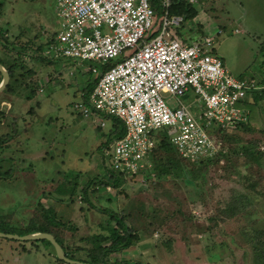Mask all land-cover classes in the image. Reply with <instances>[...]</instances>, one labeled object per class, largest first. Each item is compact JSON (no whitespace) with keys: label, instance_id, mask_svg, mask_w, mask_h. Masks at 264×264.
Returning a JSON list of instances; mask_svg holds the SVG:
<instances>
[{"label":"rangeland","instance_id":"obj_1","mask_svg":"<svg viewBox=\"0 0 264 264\" xmlns=\"http://www.w3.org/2000/svg\"><path fill=\"white\" fill-rule=\"evenodd\" d=\"M262 1L196 0L198 14L182 21L180 35L211 36L231 74L263 80ZM0 2L6 36L31 44L23 57L26 68L19 70L25 75L13 92H0V135H12L0 150L2 166L11 170L0 179V216L15 234L24 235L31 224L45 226L71 254L86 258L92 239L117 226L110 217L114 212L134 225L141 239L130 249L112 252L111 262L264 264V122L259 128L227 129L225 155L196 162L178 158L195 169L194 180L146 171L124 178L116 188L104 154L114 141L113 117L98 112L84 116L75 107L95 74L86 71L87 63L75 69L70 60L47 62L30 54L36 55L38 45H46L60 30L56 0ZM165 98L171 106L185 103L196 117L204 109L193 88L178 97L165 93ZM243 147L261 155L258 164ZM240 193L251 195V201L225 216L222 209ZM117 229L112 241L122 236V227ZM53 248L45 239L33 243L0 237V264H62Z\"/></svg>","mask_w":264,"mask_h":264},{"label":"built area","instance_id":"obj_2","mask_svg":"<svg viewBox=\"0 0 264 264\" xmlns=\"http://www.w3.org/2000/svg\"><path fill=\"white\" fill-rule=\"evenodd\" d=\"M170 1L162 0L165 12L155 25L149 0H56L60 30L44 56L70 60L75 69L87 63L86 71L99 76L75 107L84 116L104 113L123 123L124 135L104 147V154L112 172L124 178L152 171L151 153L162 128L179 154L193 161L225 153L218 130L247 121L248 94L264 90V79L231 74L211 36L183 41L177 28L184 17L169 14ZM110 60L118 61L101 71ZM190 88L202 99L199 117L185 103L171 106L165 98Z\"/></svg>","mask_w":264,"mask_h":264},{"label":"trees","instance_id":"obj_3","mask_svg":"<svg viewBox=\"0 0 264 264\" xmlns=\"http://www.w3.org/2000/svg\"><path fill=\"white\" fill-rule=\"evenodd\" d=\"M149 1L154 10L155 25H156L161 15L165 12V8L162 5V0H149ZM167 10L170 15H181L184 17V19L195 17L198 14V9L194 5H192V3H190L188 0H171L169 6L167 7ZM178 33L180 34L179 29L177 28V34ZM6 35H7L6 29L0 26V49L6 52L4 53V55H0V62L6 67V69L10 73V81L4 90L13 92L15 90V87L17 86L16 83H19V77L25 75V72L20 73L19 70H23L26 68V63L23 60L24 59L23 57L29 54L27 52L28 48L26 45H31V44L27 41L18 44L16 43L17 41L16 39L18 38L17 36L15 39L11 40ZM54 40H55V37H52V39L49 42H47L46 45L39 44L37 49H35L37 51V54L35 55L34 53H30L32 55V59L51 62L50 58H47L46 56H44V49H45L44 46H47L50 42ZM16 45H21V46L18 47ZM11 51H16V52L15 54H13V53H10ZM117 61L118 60H110L108 62L101 64L100 65L101 71H106ZM27 73L32 74V71L29 70L27 71ZM88 73L90 75H93L91 70H89ZM98 79H99V76L94 75V78L92 80L90 79V81H88V83L82 88L81 92L83 93V97L85 99L94 89V86L96 82L98 81ZM1 80H2V74L0 72V82ZM248 104L250 107V103L246 99L245 106L248 107ZM247 125H249L250 128H253L252 125H250L248 120L245 122L237 123V125L233 128H236L238 126H247ZM227 132H228L227 130L220 129L218 130L216 134V138L220 139L223 144L226 143L225 135L227 134ZM124 133H125V128H124L123 123L119 119L113 118V133H112L113 139L122 137ZM11 137L12 135H9V136L6 135L5 137L4 135H0V150H3L4 145L8 143ZM223 146L226 147L225 144ZM243 151L245 152L247 156L253 158V160L257 164L259 163L260 161L259 159L261 155L257 157L256 153L258 154V152L251 151L249 147H243ZM223 154L225 155L226 153L219 152L218 154L213 155L212 157H206V160H213ZM1 155L2 154H0V179H5L8 177L9 174H11V170L4 169V167L2 166L3 158H1ZM178 158L180 160L182 159L186 161H193L189 158H186L180 155L176 146L171 142L170 137L167 134V130L165 128L160 129L158 132V141L156 145L154 146V148L152 149V153H151V160L153 162L152 171L154 172L157 170L159 176H163V175L165 176L167 174L174 173L176 177L182 176L186 180H194L197 175L195 169L182 163ZM193 162H196V161H193ZM110 176L114 178L113 185L116 188L120 187L122 183L124 182L123 180L124 177L122 175L111 174ZM99 182L103 183L105 181L101 179ZM250 196L251 195L247 193H240L236 195L233 201L226 203V206L222 209V213L225 216L230 217V216H233L234 213L240 212L242 210V207L246 205V201H251ZM231 208H233V210H231ZM100 210L105 211L104 208H100ZM110 217L116 221L117 226L112 227L111 231L108 234H105V235L100 234L99 235L100 237L97 236L100 239H97V237L96 239L91 238L94 242V246H93L92 252L87 254L88 256L86 258L75 257L73 254H71L68 250L64 248L63 242L57 238V235L54 234V236L56 237L57 241L65 249L67 256L72 259H77V260L90 262V263H96V264H148L142 261H134V262L130 260L119 261V259L111 262L110 254H112V252H115V251L123 252L129 249L131 246H134L136 243L140 241L141 235L137 231V229L134 227V225L132 226L124 217H122V215L119 216L117 213L113 212L110 215ZM118 226L122 227V234L119 232V234L122 236L118 241L117 240L112 241L113 240L112 238L114 237V235L118 234V229H117ZM0 231L6 232V233H16L14 228L12 226L10 227V225L8 226L1 216H0ZM34 231H38V232L45 231V232L53 233L51 230H49L45 226H34V224H31L29 228L24 232V234L31 233ZM45 240L50 245H52V243L49 240L47 239ZM31 241L34 243L36 240H31ZM53 249L55 251V248ZM263 252L264 250L260 254H262ZM54 255L60 263L65 264L64 260L59 259L57 257L56 252H54Z\"/></svg>","mask_w":264,"mask_h":264},{"label":"water","instance_id":"obj_4","mask_svg":"<svg viewBox=\"0 0 264 264\" xmlns=\"http://www.w3.org/2000/svg\"><path fill=\"white\" fill-rule=\"evenodd\" d=\"M198 35L192 39L193 41L196 40ZM0 72L2 74V80L0 82V92L4 90L9 81H10V73L6 69V67L0 62ZM0 237H6V238H14V239H19V240H40V239H47L49 240L55 248L56 255L59 259H62L68 263L72 264H96V263H90V262H85L77 259H72L67 256L65 249L63 246L57 241L56 237L50 233V232H45V231H39V232H33V233H27L24 235L20 234H15V233H6L3 231H0Z\"/></svg>","mask_w":264,"mask_h":264},{"label":"crops","instance_id":"obj_5","mask_svg":"<svg viewBox=\"0 0 264 264\" xmlns=\"http://www.w3.org/2000/svg\"><path fill=\"white\" fill-rule=\"evenodd\" d=\"M199 1L200 0H198V3H200ZM260 2L262 3L263 1L260 0ZM192 5H194V3H192ZM197 35L198 37L196 38V40L202 36V34H196L195 36L190 37V39H187V38H183L179 34L180 38L187 43H191L193 41L192 39H194ZM247 101L250 103V107H249V104L247 107V109L249 110L248 121L254 128H259L260 125L261 124L263 125V122H264V104L262 102L264 101V90L254 91V92L249 93L247 97ZM2 103H5V102H2Z\"/></svg>","mask_w":264,"mask_h":264}]
</instances>
